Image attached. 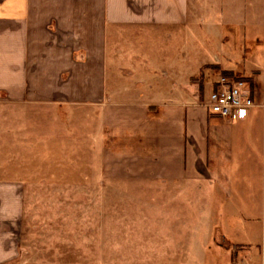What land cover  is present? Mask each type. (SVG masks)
I'll return each mask as SVG.
<instances>
[{"label": "crops", "instance_id": "crops-1", "mask_svg": "<svg viewBox=\"0 0 264 264\" xmlns=\"http://www.w3.org/2000/svg\"><path fill=\"white\" fill-rule=\"evenodd\" d=\"M163 40L169 54L147 51ZM224 72L247 82L245 118L206 107ZM84 108L98 121L100 183L170 184L191 206L198 190L206 245L226 244L211 252L235 251L238 264L257 248L264 264V3L0 0V264H34L24 222L35 151L50 164L82 141ZM62 170L44 168V185L61 187Z\"/></svg>", "mask_w": 264, "mask_h": 264}, {"label": "rangeland", "instance_id": "rangeland-1", "mask_svg": "<svg viewBox=\"0 0 264 264\" xmlns=\"http://www.w3.org/2000/svg\"><path fill=\"white\" fill-rule=\"evenodd\" d=\"M144 35L154 38L149 31ZM196 39H202L201 30ZM171 48L169 40L146 46L149 53L163 55ZM82 114V141H67L52 150L60 156L50 157V164L42 150L35 151V179L40 183L27 189V202L34 208L24 222L26 258L34 264H211L216 256L220 264H234L231 252H211L215 244L226 245L220 237L206 245V210L198 190L191 206L187 194L170 184L121 179L100 183L93 166L99 145L91 140L98 121L90 108ZM44 168L64 169L61 187L44 185ZM249 257L261 262L255 248L253 253L239 251L238 264H246Z\"/></svg>", "mask_w": 264, "mask_h": 264}, {"label": "built area", "instance_id": "built-area-1", "mask_svg": "<svg viewBox=\"0 0 264 264\" xmlns=\"http://www.w3.org/2000/svg\"><path fill=\"white\" fill-rule=\"evenodd\" d=\"M252 106L253 99L247 82L228 76L221 77L206 102L211 115L228 120L245 118Z\"/></svg>", "mask_w": 264, "mask_h": 264}, {"label": "trees", "instance_id": "trees-1", "mask_svg": "<svg viewBox=\"0 0 264 264\" xmlns=\"http://www.w3.org/2000/svg\"><path fill=\"white\" fill-rule=\"evenodd\" d=\"M223 74H224V75H228V74H227V73H225V72H224ZM235 248H236V247H235V246H233L232 250H233V249H235ZM234 254H235V251L232 253V255H233V258H234Z\"/></svg>", "mask_w": 264, "mask_h": 264}, {"label": "bare ground", "instance_id": "bare-ground-1", "mask_svg": "<svg viewBox=\"0 0 264 264\" xmlns=\"http://www.w3.org/2000/svg\"><path fill=\"white\" fill-rule=\"evenodd\" d=\"M225 76V75H224ZM234 77V76H233Z\"/></svg>", "mask_w": 264, "mask_h": 264}]
</instances>
